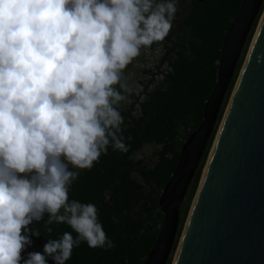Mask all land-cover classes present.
<instances>
[{
  "label": "clouds",
  "instance_id": "clouds-1",
  "mask_svg": "<svg viewBox=\"0 0 264 264\" xmlns=\"http://www.w3.org/2000/svg\"><path fill=\"white\" fill-rule=\"evenodd\" d=\"M177 5L0 0V264H66L82 242L114 246L95 204L69 192L109 147L128 150L119 105L131 88L123 72L142 47L165 39ZM45 215L48 233L53 223L72 231L22 256L41 235L30 226Z\"/></svg>",
  "mask_w": 264,
  "mask_h": 264
},
{
  "label": "trees",
  "instance_id": "trees-1",
  "mask_svg": "<svg viewBox=\"0 0 264 264\" xmlns=\"http://www.w3.org/2000/svg\"><path fill=\"white\" fill-rule=\"evenodd\" d=\"M243 1L205 0L198 3L196 0H178V11L169 34L163 41L150 46L152 49L158 48L170 36V45H166L167 70L162 73V80L151 90H146L142 101L131 94L129 108L124 109L123 102L119 105L123 116L122 135L128 150L120 152L109 147L107 154L101 155L91 170L80 171L69 192L70 200L95 204L99 221L114 246L93 249L82 242L73 249L71 259L66 264H145L163 224L160 196L176 170L183 144L203 121L204 108L217 83L224 38ZM263 12L264 5L230 83L217 124L235 87L247 48ZM176 24L177 31L174 28ZM216 130L217 125L191 184L189 202L180 218L176 243L168 264H171L177 250L189 204L196 193ZM146 145L160 148L153 166L135 159V155ZM47 218L45 215L44 220L30 226L41 234L31 237L30 248L36 252L43 251L48 239H56L65 231H72L67 224L53 223L49 225L52 232L48 233L45 229ZM114 218L117 222H114ZM47 264H54V261L48 259Z\"/></svg>",
  "mask_w": 264,
  "mask_h": 264
},
{
  "label": "water",
  "instance_id": "water-1",
  "mask_svg": "<svg viewBox=\"0 0 264 264\" xmlns=\"http://www.w3.org/2000/svg\"><path fill=\"white\" fill-rule=\"evenodd\" d=\"M263 5L264 0H244L224 38L215 89L201 125L183 144L176 170L160 196L163 224L145 264H168L170 260L181 205L200 168ZM175 264H264V18Z\"/></svg>",
  "mask_w": 264,
  "mask_h": 264
},
{
  "label": "rangeland",
  "instance_id": "rangeland-1",
  "mask_svg": "<svg viewBox=\"0 0 264 264\" xmlns=\"http://www.w3.org/2000/svg\"><path fill=\"white\" fill-rule=\"evenodd\" d=\"M262 17H263V15L259 19L258 26L256 28L255 34H254V36H253V38H252V40H251V42H250V44H249V46L247 48V51H246V54H245V57H244V64L242 66V69H244L243 67L246 64V61L248 59V55L250 53L252 44H253L254 39L256 37L258 28H259L261 20H262ZM174 20H175V18H174ZM174 28L177 31L178 30V24H176ZM169 37L170 36H168L166 38V40L164 41L163 45H161L158 48L152 49L151 47H142L141 50H140V55L138 57H136L132 61V65L130 67L127 66V68L124 70V72H123V80L131 88V92L126 94L127 98H126V100L123 101L122 106H123L124 109L129 108L130 104L132 103V99L129 98V96L131 94H135L136 98H138V99H140L142 101L144 99V93L146 92V90L147 89L151 90V88H153L156 84H158V82H160L162 80V73L165 70H167V64L166 63H167L168 49H167L166 45L167 44L170 45V41H169L170 38ZM242 69H241V71L239 73V76L237 78L235 87H234V89H233V91H232V93H231V95L229 97V100L227 101V104L224 107L221 119H220L219 123L217 124L216 134H215L214 139L212 141L211 147L209 148V151H208V154H207L206 163H205V165L203 167L202 176H201L200 182H199V184L197 186L196 193H195L193 199L190 201L189 208H188L187 215H186V219H185V222H184V225H183L182 233H181V236L179 237L177 250H176L175 254L172 257L171 264H174V262H175L177 251H178V248L180 246L183 234H184V232L186 230V226H187V223H188V220H189V217H190L192 206L194 204L195 198H196V196L198 194V191L200 189V185H201V182H202V178H203L205 169H206V167L208 165L211 152H212V150H213V148H214V146L216 144V141H217V138H218V135H219L223 120L225 118L226 112H227V110L229 108V105H230V103L232 101L233 94L235 92V89H236L237 84L239 82V79L241 77V74H242V71H243ZM144 71H151L152 73L151 74H146ZM159 149L160 148L155 146V145H146L138 154L135 155V159L136 160H143L145 162V164H147L149 166H153L156 163V161H157L156 153L159 151ZM190 192H191V186L189 188V191H188V193L186 195V198H185L184 202L181 205L180 218L183 216V213H184V211L186 209V205L189 202ZM33 251H35V250L31 249L30 247H28L25 252H22L21 255L26 257L27 252H33Z\"/></svg>",
  "mask_w": 264,
  "mask_h": 264
},
{
  "label": "bare ground",
  "instance_id": "bare-ground-1",
  "mask_svg": "<svg viewBox=\"0 0 264 264\" xmlns=\"http://www.w3.org/2000/svg\"><path fill=\"white\" fill-rule=\"evenodd\" d=\"M263 18H264V17H262V20H261L260 26H259L258 31H257V34H256V37H255V39H254V42H253V44H252V47H251L250 53H249V55H248V59H249V57H250V55H251V53H252V51H253L254 44H255V42H256V38H257V36H258V34H259L261 28H262ZM248 59H247V61H246V64H245V66H244V69H243V71H242V74H241V77H240L239 82H238V84H237V87H236V89H235V92H234V94H233L232 100H233V98H234V96H235V94H236L237 88H238L239 83H240V81H241V78H242V75H243V73H244L245 67H246V65H247ZM231 102H232V101H231ZM230 106H231V103H230V105H229V108H230ZM229 108H228V110H227V112H226V115H225V118H224V120H223V123H222L221 129H222V127H223V125H224V123H225V120H226V118H227V116H228ZM221 129H220V132H221ZM220 132H219V134H220ZM218 137H219V135H218ZM217 141H218V138H217ZM217 141H216V144H217ZM216 144H215V146H216ZM215 146H214V148H215ZM214 148H213V150H214ZM213 150H212V152H211V155H210V159H209L208 165H207V167H206V169H205V172H204V175H203V178H202V182H201V185H200V189H199V191H198V194H197V196H196V198H195V201H194V204H193V206H192V210H191V213H190L189 220H190V218H191V216H192V212H193V210H194L195 204H196V202H197V200H198V198H199V195H200V192H201V188H202V185H203V183H204V176H205L206 171H207V169H208V166H209V163H210V160H211V157H212ZM189 220H188V223H187V226H186V230H187V228H188ZM186 230H185V232H184V234H183V237H184V235H185V233H186ZM183 237H182V240H183ZM182 240H181V242H182ZM180 247H181V243H180V246H179L178 251H177V255H176V258H175V262H176V259H177V256H178V253H179ZM175 262H174V264H175Z\"/></svg>",
  "mask_w": 264,
  "mask_h": 264
}]
</instances>
